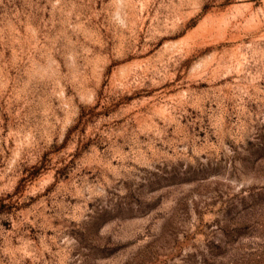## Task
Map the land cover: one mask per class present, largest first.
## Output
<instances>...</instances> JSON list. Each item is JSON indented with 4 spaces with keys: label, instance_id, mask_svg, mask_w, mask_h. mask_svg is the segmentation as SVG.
<instances>
[{
    "label": "rangeland",
    "instance_id": "rangeland-1",
    "mask_svg": "<svg viewBox=\"0 0 264 264\" xmlns=\"http://www.w3.org/2000/svg\"><path fill=\"white\" fill-rule=\"evenodd\" d=\"M0 264H264V0H0Z\"/></svg>",
    "mask_w": 264,
    "mask_h": 264
}]
</instances>
